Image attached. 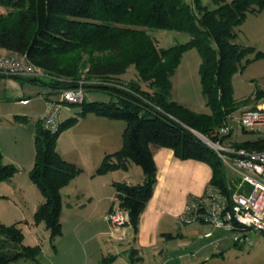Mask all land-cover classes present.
<instances>
[{
	"label": "trees",
	"instance_id": "obj_1",
	"mask_svg": "<svg viewBox=\"0 0 264 264\" xmlns=\"http://www.w3.org/2000/svg\"><path fill=\"white\" fill-rule=\"evenodd\" d=\"M211 1L213 8L202 5L201 0H0L7 8L0 13V49L24 54L45 72L65 79L53 80V87L77 86L82 74L101 81L115 80L130 66L150 87L151 91H144L135 81L128 83L129 90L93 86L111 93L110 99H83L78 112L79 116L91 113L125 123L121 147L104 155L96 173L126 170L130 162L141 168V183L113 182L118 205L127 212V224L134 232L156 182L150 145L171 148L182 160L207 163L212 171L209 183L226 188L220 158L190 129L209 133L238 109L239 101L232 96V75L250 61L264 58V52L234 42L236 27L247 13L262 11L264 0ZM148 28L186 32L190 38L167 48L157 47ZM190 49H196L201 57L199 75L208 113L193 111L171 97V76L182 54ZM247 54L253 56L242 63ZM263 94L256 90L255 98ZM14 119L24 121L26 116L14 115ZM77 119L71 116L60 121L55 131L43 128L40 121L34 135L30 179L43 196L34 223L43 222L51 240L61 234V188L81 171L59 154L56 140ZM239 145L262 149L264 138ZM2 156L0 150V181L17 172L13 164L2 163ZM40 253L39 244H23V233L16 223L0 221V264H15L21 259L41 264Z\"/></svg>",
	"mask_w": 264,
	"mask_h": 264
},
{
	"label": "rangeland",
	"instance_id": "obj_2",
	"mask_svg": "<svg viewBox=\"0 0 264 264\" xmlns=\"http://www.w3.org/2000/svg\"><path fill=\"white\" fill-rule=\"evenodd\" d=\"M185 1L192 3L193 0ZM201 4L209 8L214 7L211 0H201ZM6 11L7 8L0 5V13L4 14ZM147 32L155 40L156 46L162 48L183 43L190 38L189 33L168 29L148 28ZM236 32L237 36L234 42L242 46H253L256 50L264 52V9L258 13H247L245 21L236 27ZM0 53L7 54L8 52L0 49ZM252 56V54H247L242 63L246 58H252ZM200 61L201 57L196 49H190L182 54L181 61L171 76V97L193 111L208 113L209 108L205 105L199 75ZM82 75L77 84L82 86L86 100L107 101L110 99L111 93L93 87L99 85L129 90L128 83L135 81L142 90L151 91L148 84L139 79L132 66L125 73L117 76L115 80L101 81ZM5 79L6 77H0V150L3 155L2 163L13 164L17 168V172L10 179L0 181V221L6 225L16 223L23 233V244L35 245L37 243L40 245L39 261L41 264H99L97 263L98 258L101 256V252H105L103 237L106 236L99 232L109 230V223L104 220L103 215L105 214L101 210L102 202L98 205L95 202L87 203L86 201L85 206L75 208L73 207L74 197L70 195V190L75 184L82 186L90 180L88 175L78 177V181L71 185L76 175L65 185L66 188H63L64 186L63 189L61 188V234L59 236L51 240L50 232L44 223H34V213L43 201L39 189L30 179V171L35 161L34 135L37 124L46 111V95L50 100L57 101L60 100V91L67 89L53 87L55 85L53 80L61 82L65 79L48 72L45 76H40L38 80L13 77L18 85L17 91H10L6 86ZM231 82L232 96L236 101H239L236 114L244 107L260 102L264 103V94L259 99L255 98L256 90L264 91V58L250 61L244 69L236 71L232 75ZM57 85L60 86L61 83ZM51 89L53 92L50 93ZM109 90L111 91V89ZM21 99H27V104H22ZM80 107L79 103H60L59 120L63 121L71 116L80 118L78 115ZM14 115L26 116V120H15ZM235 122L233 121V124ZM92 125L90 119L81 120L78 125L75 124L60 132L56 140V150L66 156L80 159L88 166L90 159L88 154L92 151V147H90L92 144L87 143V136H82V133L92 131ZM231 137L236 141L254 140L264 137V131L244 132L236 126ZM129 164L131 167L126 170H128L132 181L136 183L142 170L132 162ZM126 170L120 169L117 174H124ZM116 202L118 203L117 200ZM203 225L205 230L212 228L210 223H203ZM252 238L254 244L262 240L264 235L252 233ZM231 242L233 241L230 235L222 240L225 245ZM251 247H243L242 250ZM208 249L211 250L213 247L210 246ZM119 252V258L114 264H129L127 245H123ZM190 258L192 257L187 256L183 260L189 264L188 259ZM175 261L177 260L175 259ZM15 264H34V262L30 259H21Z\"/></svg>",
	"mask_w": 264,
	"mask_h": 264
},
{
	"label": "crops",
	"instance_id": "obj_3",
	"mask_svg": "<svg viewBox=\"0 0 264 264\" xmlns=\"http://www.w3.org/2000/svg\"><path fill=\"white\" fill-rule=\"evenodd\" d=\"M5 82L10 91H17L18 85L13 78L6 77ZM79 117L77 125L87 119L93 124L92 131L82 133V136H87V143L92 144L88 166L80 159L59 151L64 159L81 168L71 185L82 175L90 178L82 186L75 184L70 190V195L74 197L73 207L81 208L86 205V201L98 205L102 202L101 210L105 214L117 203L113 182L141 183L143 173L139 174L136 183L132 181L128 170L124 174H117L120 169L97 174L96 169L104 155L121 147L125 123L91 113ZM150 148L156 165V182L152 196L139 216L137 230L134 232L126 224L117 229L109 225V230L99 232L106 235L103 237L105 252H101L97 263L114 264L119 258L120 248L126 244L129 264H186L183 258L187 256L192 257L188 259L189 264H264V238L251 245L235 242L225 245L222 240L229 234L222 228L211 224L212 228L205 230L203 223L207 222H187L182 219L188 199L201 195L209 184L212 175L210 166L194 159H179L168 147L150 145ZM128 167H131L130 164ZM170 234L173 237H169ZM210 246L213 249L209 250ZM243 247L251 248L242 250ZM104 259L107 261L104 262Z\"/></svg>",
	"mask_w": 264,
	"mask_h": 264
},
{
	"label": "built area",
	"instance_id": "obj_4",
	"mask_svg": "<svg viewBox=\"0 0 264 264\" xmlns=\"http://www.w3.org/2000/svg\"><path fill=\"white\" fill-rule=\"evenodd\" d=\"M43 75L46 72L34 65L26 55L0 53V76L28 79ZM84 98L82 86L77 85L62 89L60 100L48 99L46 111L40 118L43 128L57 130L60 103L78 104ZM21 102L26 103L27 99ZM233 121H236V125ZM236 126L244 132L264 131V103L244 107L238 114L232 112L224 123L209 133L190 129L220 158L226 171V188L209 183L201 195L188 199L182 219L210 223L226 231L233 242L251 245L252 233L264 234V148L239 145L243 141L231 137ZM104 219L115 229L128 223L127 212L118 203L105 213Z\"/></svg>",
	"mask_w": 264,
	"mask_h": 264
}]
</instances>
